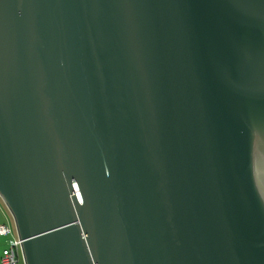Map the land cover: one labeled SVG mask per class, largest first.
<instances>
[{"label": "water", "instance_id": "1", "mask_svg": "<svg viewBox=\"0 0 264 264\" xmlns=\"http://www.w3.org/2000/svg\"><path fill=\"white\" fill-rule=\"evenodd\" d=\"M0 200L22 264H264V0H0Z\"/></svg>", "mask_w": 264, "mask_h": 264}, {"label": "built area", "instance_id": "2", "mask_svg": "<svg viewBox=\"0 0 264 264\" xmlns=\"http://www.w3.org/2000/svg\"><path fill=\"white\" fill-rule=\"evenodd\" d=\"M0 237L5 239V246L0 251V264H22L20 243L14 228L7 223H0Z\"/></svg>", "mask_w": 264, "mask_h": 264}, {"label": "rangeland", "instance_id": "3", "mask_svg": "<svg viewBox=\"0 0 264 264\" xmlns=\"http://www.w3.org/2000/svg\"><path fill=\"white\" fill-rule=\"evenodd\" d=\"M0 223H7L11 227H13L11 216L3 205H1L0 207ZM4 246H5V239L0 237V251Z\"/></svg>", "mask_w": 264, "mask_h": 264}]
</instances>
